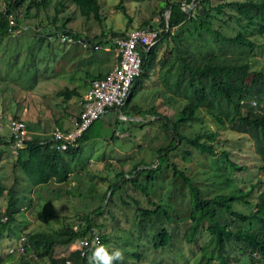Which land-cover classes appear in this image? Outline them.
Here are the masks:
<instances>
[{
  "label": "trees",
  "instance_id": "16d2710c",
  "mask_svg": "<svg viewBox=\"0 0 264 264\" xmlns=\"http://www.w3.org/2000/svg\"><path fill=\"white\" fill-rule=\"evenodd\" d=\"M192 1L159 0L158 21L144 20L139 25V28L151 25L154 29H160L161 33L158 42L144 54L143 72L136 78L122 109L127 108L134 117L139 118L140 126L163 131L162 145L151 152L156 162L147 163L140 157L131 162L129 171L122 168L117 171L116 165L111 162L106 176L96 178L87 169L90 159L80 163L84 144L95 140L90 127L76 143L60 152L50 148L45 134L36 132L35 127L26 124L31 136L22 148L15 150L12 174L8 176L3 166L0 170V197L6 200L5 210L0 213V239H10L14 235L18 240L17 246L13 247L15 249L24 238L21 242L24 251L13 263L5 261L4 254L0 253V264H38L43 260L49 264H88L89 249L97 244L107 248L110 246L112 241L109 235L102 233L110 223L119 224L118 227L127 231V235L135 233L138 239V243L132 245L129 237H117V248L119 243H126V250L119 248L124 259L118 264H130L132 260L139 262L144 253L138 249L144 245H150L149 248L154 251L169 249L180 229L185 232L184 242L180 246L189 249L190 253L189 245H197L200 237L203 240L200 241L202 248H199L203 255L195 264H264V69L252 70V58H249L264 52V0H195L193 9L187 14L183 7ZM67 2H71L86 20L93 19L101 24L98 0H59L50 25L43 24L44 20L35 25L27 21L32 17L37 19L41 11L49 8L51 0H4V6L0 9V55L5 54V49L11 44L14 46L12 49L19 46L18 41L16 44L9 39L13 31L21 30L20 18L23 25L33 29L37 35L36 40L29 41L32 48L45 45L50 48V42L58 40L57 36L62 34L83 39L91 46L83 50L70 45L63 54L70 66L76 68L70 72V83H74L78 66L86 69L83 77L78 73V80H83L82 83L57 93V97L63 99V105L72 98H83L91 83L104 78L109 72H94L92 64H88L92 56L83 57L82 52L92 54L95 52L92 49L94 45L105 47L110 42L114 43L115 38L125 35L111 31L109 36L102 33L90 39L67 29L70 17L58 26L56 16L66 8ZM33 9L35 13H32ZM122 10L129 25L132 19L124 8ZM167 11L169 14L166 18L163 14ZM10 15L14 19L13 26H9ZM47 19L51 20L48 16ZM189 26L193 27L194 32L190 31ZM185 31L190 32L191 36L197 33L203 37L205 48L208 40L214 41L221 53L209 57L204 56V52H198L201 55L194 52L180 55L178 43ZM161 46L167 47L163 57L171 66L161 81L156 79L155 86H164V98L169 102L164 103L160 98L162 93L158 92L156 99L157 103L161 100V105L166 107L162 110L174 111L172 116L161 113L160 104L150 107L130 104L135 89L141 85V77L149 80L148 74L154 70ZM236 49H246L248 54L240 57L223 52L228 50L234 54ZM20 50L13 53L15 60ZM27 51L28 48H25ZM198 56H201L200 59ZM174 63L179 67L178 72L171 71ZM81 89L84 90L83 94ZM17 114H12L9 120L18 119ZM79 115L76 120H79ZM0 117L3 123L6 118ZM124 117L132 116L125 114ZM149 117L152 120L147 122ZM55 122L57 128L64 130L60 119ZM145 136L146 143L153 140L149 138V133L146 132ZM119 139L124 138H118L115 131L109 137L112 142ZM13 147L11 134L0 136V159L5 155L12 156ZM141 148V145H137L138 150ZM174 158H180L184 163L179 164ZM191 162L200 170L189 167ZM115 163L122 167L125 165L123 161ZM83 176H87L88 181H84ZM8 179L11 185L7 184ZM73 179L86 185V191H65L80 205L78 209L82 214L76 222L46 230L42 225L48 226L51 214L42 210L37 214L39 224L36 227L25 232L21 230L22 222H18L24 218V208L30 210L32 206L31 189L51 182L67 184ZM94 179L108 184L103 195L96 194ZM129 192L137 196H131ZM176 201L186 203L183 212L177 213L173 209ZM237 205L245 207L246 212L238 210ZM118 215H124L126 227L119 223ZM23 225L27 224L23 222ZM159 225V230H156ZM97 230L99 236L96 235ZM84 239L89 241L88 248L81 247L70 251L67 256L55 257L57 247L70 250L73 244ZM207 248L212 252L206 256ZM178 255L184 258L186 254L182 250ZM185 262L188 264V261Z\"/></svg>",
  "mask_w": 264,
  "mask_h": 264
},
{
  "label": "rangeland",
  "instance_id": "374dc122",
  "mask_svg": "<svg viewBox=\"0 0 264 264\" xmlns=\"http://www.w3.org/2000/svg\"><path fill=\"white\" fill-rule=\"evenodd\" d=\"M58 1L59 0H51V4L46 11H41L37 19L32 17L27 21V23L35 25L39 21L44 20L43 24L50 25L53 16H55L54 8ZM170 1L183 2L184 0ZM98 2L101 6V24L93 19L86 20L79 14L78 9L71 2H67L66 8L62 9L56 16V19L59 20L57 25L59 26L65 18L70 17L71 21L66 25L67 29L71 30L73 33L83 34L92 39L94 37L101 36L102 33L109 36L111 31L126 33L132 29L139 28V25L144 20L151 19V22L155 23L159 19V0L149 2H133L132 0H98ZM3 6L4 0H0V9H2ZM187 6L189 5H185L183 8L186 9ZM122 8L125 9V13L128 17L132 19L129 25H127L128 22L124 17V11ZM192 9H190L189 13ZM32 13H35L34 9L32 10ZM47 16L51 20H48ZM163 16L167 18L168 11L165 12ZM19 22L21 23V30L17 29L13 31V34L9 39L10 42L11 40L15 43L18 41L19 46L12 49L14 46L11 44V47H7V49H5L6 53L0 55V116H3L4 119L6 118L3 122L2 129L0 130V136H8L10 134L7 128V121L11 119L12 114L15 113H18L16 116L18 119L23 120L31 127H35L37 129L36 130L34 128L36 132H42V134L45 135L57 128L55 121L58 119L62 121L63 128L70 129L76 120V116H78L82 110L80 102L82 97L72 98L66 103V105H63V99L58 98L57 93L63 91L66 87L72 89L74 86L82 83L83 80H78V73L80 72L83 77L85 68L78 66L74 83H70V79L72 77L70 72L76 68H72L70 66L63 54L71 46L58 41L59 39H53L50 42V48L46 45L40 48H32L30 47L29 41H31V39L36 40L37 35L34 34L33 29L28 28L27 25H23L21 18L19 19ZM189 28L191 32H194L193 27L189 26ZM189 34L190 32L186 31L181 34L183 36H181V41L178 43V47L181 49L180 55H184L188 52H194L201 55V53L198 52H204L203 55L209 57L212 56V54L221 53L219 52V45H216L217 43L214 41L206 39L208 40V45L205 48L204 44L206 41L203 37L199 36L197 33H194L192 36ZM203 34L206 36L204 32ZM3 45H5V42ZM99 46V50H96L92 54H85L82 52V56L86 58L88 56H92V60H88V64H92L91 69L94 70V72L98 71L106 73L115 65L116 58L114 43L110 42V44L105 47L102 45ZM108 46L110 48H108L109 50L107 51L105 49ZM164 46L159 48L160 50L157 55V61L153 65L154 70L150 71L148 74L149 80H146L144 76L141 77V85L135 89V93L131 99V105H143L149 107L153 104L161 105V100L157 103V92L159 94L162 93L160 94V98L164 101V103L168 101V99L164 98V86H155L156 79H160L161 81L163 74L171 66L167 60H164L163 53L167 50V47ZM25 48H28L27 53L25 52ZM168 48L171 50L170 46H168ZM19 50L18 61V59L15 60V57L12 56L13 53H18ZM223 52L227 53V55H239L240 57L248 54V50L246 49H236L234 54L228 50H224ZM200 57L201 56H198L199 59ZM171 58L172 60L174 59L173 53ZM249 58H252V70L264 69V52L261 55L258 54L257 56ZM165 61L167 64H165ZM173 65L174 67L171 71L178 72L179 67L177 63H174ZM80 92L83 94L84 90L81 89ZM58 104H60V106L57 107ZM254 106L257 107V105ZM163 108L166 107L161 105L159 108L161 113H167L169 116L173 115V110L165 111L162 110ZM125 114H129L132 117L125 119ZM133 115L134 114L127 108H123L122 110L114 109L105 113L90 126V131L92 132L95 140H91L92 142L88 141L84 144V153L80 163L83 164L86 160L90 159L87 169L91 172L90 174L94 175L96 178L106 176V170L111 162L116 165L117 171H119L120 168L129 171L131 168V162L133 160H139L140 157H143L147 163L156 162V158L154 159V153L151 152L157 150L162 145L163 131L160 130V128L151 126H140L138 123L140 119L134 117ZM149 120L152 119L149 117L147 118V122ZM114 131L118 138L124 139H119L116 142L110 141L109 137ZM146 132L149 133V138L153 139L147 143L144 141L146 139ZM126 139L129 140L124 141ZM130 140L131 142H129ZM248 140L251 141L249 137ZM134 142H137L136 144L141 145L142 148L138 150L137 145L134 146ZM10 155L12 156L5 155L0 159V170L3 169V166L8 176H10V173L12 174L13 170H11V166L14 164V155L16 154L12 152ZM174 160L179 164L184 163L180 158H174ZM116 161H123L125 165L123 167L121 165L119 166L115 163ZM188 166L195 168V170L197 169V171L200 170V168H196L195 164L192 162L189 163ZM113 169H115V167ZM82 178L85 179L84 181H88L87 176L86 178L84 176ZM93 182L96 186V194L103 195V193L107 190L108 184L99 180L97 181V179H94ZM11 183V180L8 179L7 184L11 185ZM71 189L77 192L86 191V185L80 183L77 179H73L71 183L67 184L56 185L51 182L45 186L34 187L31 189L29 195L33 200L32 206L30 210L28 208H24V218L19 219L20 222H18H22L21 230L25 232L36 227L37 224H39V222L36 221L37 214L42 210L51 214V220L48 226L42 225V227H45L44 229L46 230H49L50 228L59 229L68 222H76L77 217H79L82 212L78 209L80 206L77 205L78 201L67 195L65 192L66 190ZM129 194L134 197L137 196L133 192H129ZM116 202L119 206H121L120 201L117 200ZM5 206V198L0 197V213L4 212ZM185 207V202L176 201L173 203V209L177 213L183 212L182 210ZM236 208L246 212L245 207L241 208L237 205ZM124 219V215H118L119 223H121L123 227H126L127 225L124 223ZM23 222L27 225L24 226ZM118 226L119 224L110 223L106 229L102 231V233L109 235V238L112 241L109 244V250L117 248V244H115V242H117L116 239L120 235L132 239V245H136L138 243L135 233L131 236L127 235V231H123L122 227ZM159 228L160 225L156 228V230H159ZM18 229L19 228H17V230ZM97 232L96 235L99 236V230H97ZM184 238L185 232L180 229L177 237L171 242L169 245L170 248H167V250L154 251L152 248H149L150 245H144L141 249H138V251L144 253L141 260L139 262L132 260L130 261V264H187L185 260L188 261V264H195V261L203 255L201 249L199 250L200 247L202 248L201 242L203 240L200 237L197 245H189L192 252L190 253L189 249H182V245L180 246V244L184 242ZM17 242L18 240H16L14 235H12V238L10 239L6 237L0 239V253L4 254L3 259H5V261L9 260L13 263L17 260L19 254L12 253L14 256L11 257L10 253V250L15 245L17 246ZM119 248L126 250V243H119ZM79 249H81L80 241L78 244H73V246L70 247V250L65 247H57L55 257L67 256L70 251ZM131 249H135V247H132ZM182 250L186 254L184 258H181L178 255V253ZM211 252V249L207 248L205 251L206 256ZM38 264L49 263L47 260H43Z\"/></svg>",
  "mask_w": 264,
  "mask_h": 264
},
{
  "label": "built area",
  "instance_id": "2783aa9c",
  "mask_svg": "<svg viewBox=\"0 0 264 264\" xmlns=\"http://www.w3.org/2000/svg\"><path fill=\"white\" fill-rule=\"evenodd\" d=\"M9 26L14 25L12 15L9 16ZM161 30L152 28L147 25L143 28L132 29L125 33L123 37L115 38V65L102 79L94 80L90 88L84 93L81 101V112L79 120H75L73 127L69 130H60L55 128L48 133L46 143L50 148L64 152L88 130V128L101 116L108 111L119 109L125 105L129 98L136 78L143 72L144 54H147L151 47L157 42ZM57 38L60 42L68 46H79L81 49L88 50L91 46L83 39H75L72 36L62 34ZM107 47L105 50H109ZM94 51L99 50V45L92 47ZM3 127L2 118L0 117V130ZM7 128L14 140V153L18 148H22L24 142L30 139V132L23 120L12 119L7 122ZM96 238V237H94ZM19 245L15 250L12 248L10 253H23L24 248ZM96 241V239H94ZM92 241V243L94 242ZM89 241L81 240L80 247L88 248Z\"/></svg>",
  "mask_w": 264,
  "mask_h": 264
},
{
  "label": "clouds",
  "instance_id": "9594fccd",
  "mask_svg": "<svg viewBox=\"0 0 264 264\" xmlns=\"http://www.w3.org/2000/svg\"><path fill=\"white\" fill-rule=\"evenodd\" d=\"M123 259V252L119 248L109 251L103 244H97L89 249L87 256L88 264H118Z\"/></svg>",
  "mask_w": 264,
  "mask_h": 264
},
{
  "label": "water",
  "instance_id": "95a60500",
  "mask_svg": "<svg viewBox=\"0 0 264 264\" xmlns=\"http://www.w3.org/2000/svg\"><path fill=\"white\" fill-rule=\"evenodd\" d=\"M194 1H195V0H193L192 3H191L189 6H187L186 9H184L185 13L189 14L190 9H192L193 6H194ZM168 14H169V11H168ZM128 140H129V139H128ZM128 140L126 139V140H124V141H128Z\"/></svg>",
  "mask_w": 264,
  "mask_h": 264
},
{
  "label": "crops",
  "instance_id": "0c3cea01",
  "mask_svg": "<svg viewBox=\"0 0 264 264\" xmlns=\"http://www.w3.org/2000/svg\"><path fill=\"white\" fill-rule=\"evenodd\" d=\"M109 71H110V70H109ZM125 119H127V118L125 117ZM70 127H71V126H70ZM72 127H73V126H72ZM72 127H71V128H72ZM71 128H70V129H71ZM63 129H68V128H63Z\"/></svg>",
  "mask_w": 264,
  "mask_h": 264
}]
</instances>
